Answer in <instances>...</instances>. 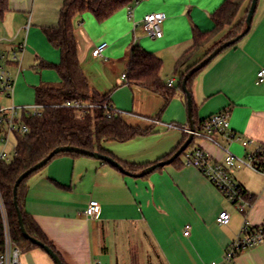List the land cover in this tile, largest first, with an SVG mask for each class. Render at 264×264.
<instances>
[{"label":"crops","instance_id":"0c3cea01","mask_svg":"<svg viewBox=\"0 0 264 264\" xmlns=\"http://www.w3.org/2000/svg\"><path fill=\"white\" fill-rule=\"evenodd\" d=\"M224 1L135 0L104 21L91 12L75 20L77 54L91 88L108 96L128 125L147 132L124 142L102 143L107 155L125 168L141 167L132 173L170 158L189 137L185 131L165 125L190 128L181 78L230 28L194 56L178 60L192 47L194 28H214L211 14ZM63 4L64 0H9L8 11L0 18V53H10L20 45L23 49H17V63L3 62L14 86L9 96H1L0 106L36 104L38 86L61 82L55 69L40 64L61 61L60 50L48 41L44 29L58 26ZM151 13L165 14L161 38L150 37L143 28L144 17ZM244 16L245 10H241L237 21ZM105 42L104 57H96V47ZM135 44L161 58V81L176 91L169 102L160 93L126 82L123 75ZM261 69L264 0L258 2L248 34L199 72L189 88L196 106L194 121L231 111L232 132L253 143L245 149L237 138L230 141L219 135L216 139L238 157L264 144V82H257ZM151 119L161 124H153ZM192 142L189 149L198 146L214 161L225 157L222 148L205 138L194 137ZM232 173L247 192L245 214L197 168L186 165L183 154L178 162L143 177L126 175L94 157L63 154L27 180L23 207L64 264H209L221 260L245 219L252 226L264 225V176L247 167L234 168ZM92 200L101 204L97 218L86 215ZM222 211L231 215L227 225L217 222ZM187 225L189 235L184 233ZM21 263L55 264L40 248L22 250ZM235 263L264 264V242L241 252Z\"/></svg>","mask_w":264,"mask_h":264},{"label":"trees","instance_id":"16d2710c","mask_svg":"<svg viewBox=\"0 0 264 264\" xmlns=\"http://www.w3.org/2000/svg\"><path fill=\"white\" fill-rule=\"evenodd\" d=\"M251 1L225 0L211 14L215 24L212 30L193 29V45L182 55L178 63L194 56L200 49L223 33L226 27L230 29L224 38L215 44L200 60L204 59L223 42L238 36L245 29V20ZM133 2L135 0H64L58 26L44 29L48 41L60 50L61 61L58 64L42 62L40 66L55 69L61 78V82L57 85L41 84L36 88L35 103L44 106L43 113L41 116L23 113L22 122L28 126L29 131L24 134H15L17 156L10 162L0 163V193L9 222L11 239L13 244L22 250L40 248L24 238L14 207L13 188L17 178L24 171L43 160L57 147L73 146L107 155L102 148L103 142H124L147 133L137 127L128 125L113 107L109 97L101 96L91 88L80 66L74 34L75 20L82 17L84 13L91 12L98 21H104ZM8 6L9 0H0V18L8 11ZM241 10H245V16L237 21ZM235 45L236 43L232 46ZM195 65L196 63L190 69ZM161 69V58L135 44L131 47L126 82L129 85L140 86L160 93L165 97L166 102H169L176 91L161 81ZM199 72L190 78L188 88H190L193 78ZM183 78L184 75L181 78L180 85ZM68 102H75L80 106L64 105ZM195 114L196 106L194 105V117ZM203 121H194L196 130L201 129ZM63 154L80 155L76 153H61L59 155ZM180 158L181 156L176 158L174 162H178ZM125 166L130 172L139 171L141 168ZM30 177L25 179L18 189V201L26 229L31 236L50 246L60 256L54 245L24 211L23 196L25 185ZM244 195L247 197L246 191ZM4 249V225L0 207V253Z\"/></svg>","mask_w":264,"mask_h":264},{"label":"built area","instance_id":"2783aa9c","mask_svg":"<svg viewBox=\"0 0 264 264\" xmlns=\"http://www.w3.org/2000/svg\"><path fill=\"white\" fill-rule=\"evenodd\" d=\"M138 0H136L137 2ZM129 16H132V7L129 8ZM165 20L163 13H151L144 17L143 28L147 35L153 38H161L163 36L162 24ZM108 43H102L95 49V56L102 58ZM19 50L23 49L20 45ZM17 48V49H18ZM17 49L10 53H0V98L1 96H9L13 90L14 81L10 70L5 65L6 63H17L19 61ZM2 60V62H1ZM5 64H4V63ZM126 78V74L123 75ZM257 82H264V69L257 73ZM169 86H172V81ZM66 106L80 105L75 102H68ZM44 110L43 105L33 104L25 106H0V163L10 162L17 156L16 145L10 148L11 137L15 139L16 133H27L28 126L22 122L23 113L26 112L33 116H41ZM229 109L222 110L216 114L206 118L200 130L191 131L190 128L181 127L177 124H165L169 129H181L188 134H193L194 137L205 138L225 151L223 160H212L206 152L200 147L192 149L187 148L183 152L184 162L188 166L197 168L208 180L225 196V198L237 210L245 214V208L249 205L246 196L244 195V188L234 178L232 170L239 167L250 168L264 176V144H259L257 148L245 154L244 157H238L224 148L216 139L217 136H225L232 141L237 136L232 132L230 126ZM153 124H161L157 119H151ZM243 148L247 149L253 142L247 138L238 137ZM0 207L3 216L5 249L0 253V264H22L21 254L22 249L14 245L11 239L9 222L3 200L0 193ZM101 213V204L96 201H90L86 210L88 217L97 218ZM231 215L227 211H222L217 222L221 225H227L230 222ZM189 225L185 227V235H189ZM264 242V225L252 226L250 222L245 219L240 229L239 235L230 243L225 250L221 260L212 261L209 264H236L237 256L246 249L255 247ZM95 264H101L96 262Z\"/></svg>","mask_w":264,"mask_h":264},{"label":"water","instance_id":"95a60500","mask_svg":"<svg viewBox=\"0 0 264 264\" xmlns=\"http://www.w3.org/2000/svg\"><path fill=\"white\" fill-rule=\"evenodd\" d=\"M258 2H259V0H252L251 1L250 7L248 9L247 17L245 20V29L238 36H236L235 38H233L229 41H225L221 45L216 47L209 55H207L204 59L199 61L195 66H193L185 74V76L182 80L181 88H182L183 92L185 93V96L187 99L188 118H189V122H190V130L192 132L195 131V123H194V118H193L194 101H193L192 93L188 88V82H189L190 78L194 74H196L197 72L201 71L206 66H208L210 64V62H212L222 51H224L225 49L234 45L235 43L240 41L245 35L248 34V32L250 31L251 26H252V22H253L255 12L257 10ZM193 139H194L193 134H190L189 137L187 138V140L183 143V145L170 158L163 160V161H160L154 165H151V166L145 168L140 173H132V172L128 171L127 169H125V167L118 160H116L113 157H110L108 155L101 154L98 151H89V150H85V149L73 147V146H63V147L55 148L43 160H41L37 164L33 165L32 167H30L29 169L24 171L17 178V180L15 182V185L13 188L14 207H15L16 212H17L20 229H21V232H22L24 238L29 240L32 244L42 248L52 258V260L54 261L55 264H64L62 259L60 258V256L50 246L46 245L45 243H43L39 239L31 236L28 233L26 226H25L22 210L20 209L19 201H18V189H19V186L21 185V183L25 179L30 177L32 174H34L35 172H38L39 170H41L56 155H59L61 153H76V154H80V155H84V156L94 157L96 159H100V160H103V161L110 163L111 165L115 166L116 168H118L121 172L125 173L126 175H131L134 177H143V176L150 174L151 172L155 171L156 169H158L160 167H163L165 165H168V164H171L172 162H174V160L176 158L180 157L183 154V152L189 147V145L192 143Z\"/></svg>","mask_w":264,"mask_h":264},{"label":"rangeland","instance_id":"374dc122","mask_svg":"<svg viewBox=\"0 0 264 264\" xmlns=\"http://www.w3.org/2000/svg\"><path fill=\"white\" fill-rule=\"evenodd\" d=\"M213 48V47H212ZM34 103V101L31 103V104H33ZM7 101L6 100H4L3 101V105L4 106H7ZM15 144H16V142H15V139L13 138V137H11V145H10V148H13L14 146H15Z\"/></svg>","mask_w":264,"mask_h":264}]
</instances>
